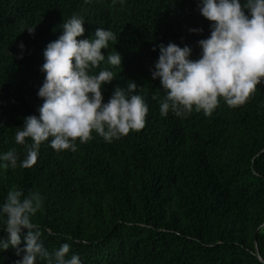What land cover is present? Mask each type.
Here are the masks:
<instances>
[{"label": "trees", "instance_id": "obj_1", "mask_svg": "<svg viewBox=\"0 0 264 264\" xmlns=\"http://www.w3.org/2000/svg\"><path fill=\"white\" fill-rule=\"evenodd\" d=\"M197 2L0 0V153L18 156L16 168L0 166V203L9 190L39 193L32 221L49 252L67 242L82 264H264V83L240 106L220 98L211 115L159 111L164 91L151 76L153 46L187 44L197 58L198 41L210 35ZM73 15L84 19L78 39L98 27L116 36L101 51H119L121 67L102 62L90 72L115 74L102 85L104 101L134 80L149 108L145 125L111 142L93 131L75 151L44 142L35 164L20 167L26 149L14 137L42 103V50ZM19 258L11 246L0 251V264Z\"/></svg>", "mask_w": 264, "mask_h": 264}, {"label": "clouds", "instance_id": "obj_2", "mask_svg": "<svg viewBox=\"0 0 264 264\" xmlns=\"http://www.w3.org/2000/svg\"><path fill=\"white\" fill-rule=\"evenodd\" d=\"M115 4L117 0H112ZM121 4L124 0H119ZM197 8L210 21V35L200 39L198 57L191 58L189 45L180 46L169 41L154 45L158 59L150 70L153 79L159 78L164 97L159 111L167 116H186L193 109L211 115L220 98L230 107L246 102L258 84L264 83V0H198ZM33 33L34 28H27ZM58 37L43 48L44 73L37 96L42 99L38 114L24 117L23 125L15 133V142L25 146L26 155L20 167L35 164L42 143L55 151H75V141L87 142L93 131L106 142L139 131L145 125L148 105L134 80L127 87L116 85L104 101L102 85L115 78L110 68L96 74L90 69L106 63L120 66L122 55L108 49L109 41H117L110 29L96 28L90 37L85 32L84 19L73 15L61 23ZM202 32V28H190ZM19 47L24 49L21 42ZM22 57V53H21ZM26 138H30L31 143ZM51 138V139H49ZM0 161L16 168L18 156L14 149L0 153ZM42 204L39 193L27 196L19 190H9L0 203V221L5 236H0V251L9 246L20 257L15 264H82L79 255L70 253L67 242L49 252L41 240V230L32 217ZM26 230V231H25ZM24 241L21 244V241Z\"/></svg>", "mask_w": 264, "mask_h": 264}, {"label": "water", "instance_id": "obj_3", "mask_svg": "<svg viewBox=\"0 0 264 264\" xmlns=\"http://www.w3.org/2000/svg\"><path fill=\"white\" fill-rule=\"evenodd\" d=\"M260 258V257H259Z\"/></svg>", "mask_w": 264, "mask_h": 264}]
</instances>
